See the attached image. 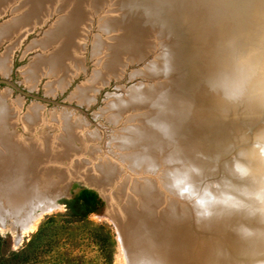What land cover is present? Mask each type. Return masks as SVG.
I'll return each instance as SVG.
<instances>
[{
	"label": "rangeland",
	"instance_id": "rangeland-1",
	"mask_svg": "<svg viewBox=\"0 0 264 264\" xmlns=\"http://www.w3.org/2000/svg\"><path fill=\"white\" fill-rule=\"evenodd\" d=\"M109 1L97 8L92 3H86V13L80 25L81 36L75 39L76 50L68 51L69 56L64 60L65 64L56 65L52 69L53 75L46 69V72L37 80H32L26 77V71L33 63L42 61L43 58L57 52L58 45L54 41L44 50L39 44L46 39V32L57 25L58 19L70 9H63L60 0H57L58 3L56 1L53 3L51 11L42 19L43 25L31 23L29 27L32 28L33 24L34 29L26 28L31 32L20 42L18 41L20 37L16 39L15 35L0 41V55L6 52L9 45L14 44L9 71L7 72L8 67L7 74L2 73L0 69V81H3V83L0 82V93L9 94L7 95L9 103L20 102L21 118L29 114L31 109L36 110L35 113H38L36 119L39 121L36 120L37 122L30 127H34L33 132L37 138L43 139L48 135H55L53 140L55 143H66L67 139L61 138V133L64 132L63 126L68 125L80 130L78 139L71 142L69 149L77 153L76 158L84 162L83 164L88 167L87 170H97L96 173H98L100 170L108 169L117 175V181L109 184L114 199V210L122 205L121 196L124 191L127 194L133 192L132 194L137 195L136 193H142L144 190H152L150 184L155 185V194L158 195V201L161 200V206L156 212L153 208L147 211L149 214L142 220L146 232L135 229L133 222L131 226L128 224L127 231L124 233L126 239H124L108 212L106 202L98 192L94 193L101 201V207L82 221H74L64 217L66 209L63 202L69 198L67 195L69 190L58 185L59 176L49 174L48 178L54 184L50 187L48 184L47 188L43 189V186L47 185L46 173H40L38 177H35L36 173L33 175L30 173L27 178L28 183L32 185V188L42 185L40 196L46 199V206L52 208L43 213L40 208L43 204L41 201L40 204L37 202L28 209L16 213L12 211L8 200L0 198L2 201L0 236L7 241L8 250H20L38 228L47 219L52 218L53 229L48 238L51 247L45 250L40 248L38 251V260L41 264H138L145 255L157 261L158 264H264V220L259 217H249L244 213L228 211L215 213L208 219H197L186 199L172 187L170 179V175L195 167L201 173L200 176L193 177L198 187L223 180H231L239 185L249 183L235 178L232 174V164L233 160L238 158V152L250 147L252 138L258 132L264 131V105L258 109L260 113L255 109L248 112L243 108L239 112L234 103L229 110L222 96L209 88L206 80L208 72L217 75L232 72L235 62L242 58L239 53L240 44L238 48L235 47L239 55L233 53L232 48L228 52L227 61L219 60L226 53L222 45L223 39L214 37L213 42L211 41L212 45L201 51L204 44H207L210 33L207 32L208 30L205 32L204 28L208 23H213L217 29H220L217 18H213L216 15L215 12L220 13L229 33L234 37L239 36L238 33L244 35V38L239 36L243 45V58H248L255 66V73L247 80L244 93L246 88L254 89L262 77L261 69H264V65L259 62V65L262 64V68H259L253 63L254 55L250 52L254 50L253 39L244 20L242 19L243 25L240 15L238 16L231 4H229V10L232 13H229L226 9H220L218 4L213 5L212 0H200V2L196 0L199 4L196 7L188 4L187 0H167L168 3L161 7L147 5L146 8H149L155 16L154 20L151 19L152 23L157 25L155 27L158 31L162 30L159 33L152 28V40H149V47L144 48L143 53L132 56L124 50L118 52L108 47L113 35H123L120 22L123 21L124 24V18L126 19V15L129 14L128 8L123 4L125 0H118L123 2L122 4L115 0L116 5L110 4ZM185 4L188 6L185 7ZM208 4L212 5L208 7ZM10 7L0 16V28H10L14 31L15 12L12 11L13 6ZM140 12L137 10L136 14L141 15ZM151 13L147 16L152 17ZM204 13L206 17L202 19ZM116 18L120 19V22H116ZM177 26L183 27L185 37L182 36V32L175 31ZM195 27L198 30H191ZM244 27L247 28V32L244 31ZM202 32H205V36L201 34ZM188 34L191 36L189 37ZM147 37L149 38L148 34ZM195 37L199 38L195 43L196 47H199L201 41L205 43L197 48L196 56L190 55V59L197 61L201 56V59L207 61L208 57H213L210 65L203 61L199 63L201 67L198 66L197 70L186 67L184 63L186 55L175 54L176 47H181L185 40L188 42L189 38H192L191 42L194 41ZM116 54L119 60L112 58ZM174 56L178 58L177 63L171 61L175 59ZM197 64L198 62L196 66ZM112 65L115 67L113 68ZM217 65L219 69L222 68L221 72L218 71ZM159 73L162 75L160 76ZM179 88L183 90L180 89V92ZM173 99H175V105L172 108L171 105L169 108L164 105L166 101L171 102ZM201 99L204 114L207 116L206 123L203 122L202 125L204 127L209 125L212 129L204 130L200 133L201 135H198L192 127L196 126L194 121L198 125L201 118L197 112V105L201 106ZM193 100L198 101L194 103ZM178 101L185 105L187 111L192 108L194 113H184L185 119L176 124L169 115L178 111L176 104ZM122 103L137 104L135 108L124 109L121 112L116 106ZM153 117L155 120L152 119ZM143 125H145L144 128ZM157 126L159 131L156 130ZM140 128H148V132L151 129L150 133L159 136L160 146L165 153H162L161 148L157 154L154 150L147 151L151 152L148 153L151 156L157 155V161L145 156V151H142L138 144L137 137L143 135ZM16 132L25 137L31 135L26 133L27 131L21 125L16 127ZM244 140L248 143L244 144ZM53 150L49 154L62 157L56 146ZM173 153L178 155L177 161L170 156ZM161 154L163 155L159 157ZM53 159L57 158L53 157ZM137 160L149 161L151 165L150 167L146 164L142 165L141 161L138 163L142 166L139 165L138 169H134L131 165ZM63 162L62 168L66 165L69 169L70 164H67L66 160ZM162 174L166 176L160 178ZM4 179V177L0 179V185L3 186L5 183L10 188L13 184L12 178H7L8 181L11 180V184ZM163 179L172 193L165 189ZM145 182H149V188L144 186ZM121 185L125 186L124 191L120 189ZM57 187L58 190L67 191L66 194L59 198L56 195ZM87 188L95 189L91 186ZM19 192L20 190H15L16 194ZM144 232L152 234L147 236Z\"/></svg>",
	"mask_w": 264,
	"mask_h": 264
},
{
	"label": "bare ground",
	"instance_id": "bare-ground-1",
	"mask_svg": "<svg viewBox=\"0 0 264 264\" xmlns=\"http://www.w3.org/2000/svg\"><path fill=\"white\" fill-rule=\"evenodd\" d=\"M55 1H56V3H58L57 0H0V16H2L4 11L8 7L13 6L12 11L15 12L14 18L16 19L15 24H14V27L15 26L16 27H15L14 31H11L10 28H8V29L7 28H0V41L15 35L16 39H17V37L18 38L20 37L18 39V41L20 42L21 39H23V37L25 35H27L28 33L31 32L30 31L31 29H34L33 27H35V26L33 24H39L38 26L43 25L42 19L44 17H46L48 15V13L51 11L52 5H54L53 3ZM106 1H109V0H60L61 7H63V9H67V8H70V9L67 11V13L64 16H61L58 19L57 25H54L53 27H51L46 32V36H45L46 39H43L39 44L40 48L44 50V49H47L49 47L48 45H50V43L52 41H54V42H56L55 44L58 45L57 52H54L53 55L50 54L49 57L43 58L42 61L40 60L39 62L33 63L32 66H30L27 69L26 77H30V78H32V80L33 79L37 80L40 76H42L46 72V69H47L49 74L53 75L54 71H52V69L56 65L59 66L61 64H65L64 60L69 56L68 51L69 50H76L75 46L77 45V43H76L75 39H79V36H81L82 27H80V25L82 24V21L84 19V15L86 13L85 12L86 11V9H85L86 3L87 2L92 3L97 8V7L102 6L103 3H105ZM114 1L115 0H111L109 2L111 4V3H114ZM187 1H188V4H190L191 6L195 5V7H196V5L197 6L199 5L196 2V0H187ZM198 1L200 2V0H198ZM115 2H119V1L116 0ZM119 3H121V2H119ZM166 3H168L167 0H125V3H123V4H125V6L128 8L127 12H129V14L127 13L128 15H126L127 16L126 19L124 18V21H125L124 24H123V21L120 22V19L116 18V22H120V26L122 29L121 31H122L123 35L122 34L120 36H114L113 35L110 38V41H109L110 45H108V47L111 49H115L118 52L120 50L121 51L124 50L125 52L131 53L132 56H134V55L136 56L140 52L143 53V51H145L144 48L146 49L149 47V44H150L149 40L151 39L152 28L155 29L154 31H158L157 27H155L157 25L153 24L151 21V19L152 20L155 19V16H153V14L149 11V8H146V7H147V5H151V6L157 5V6L161 7V6H164ZM201 3H204V2H201ZM212 3H213V5L218 4L220 9H223V10L226 9V10H228L229 13L231 12L229 10V4H231L234 11L238 14V16L240 15L239 17L241 18V20L242 19L244 20L245 25L248 28L249 33L251 34V37L253 39L254 50L250 51L251 54L254 55L253 63H255V65L257 67L262 68V64L264 65V6H263L264 0H212ZM114 5H116V3H114ZM210 5H212V4H208V7ZM173 6H175V5H173ZM184 6L187 7L188 5L185 4ZM129 7H131V8H129ZM118 9H119L118 11H120V8H118ZM7 10H9V9H7ZM137 10L141 11L140 12L141 15L136 14ZM149 13L152 14V17L147 16ZM178 13H180V12H178ZM62 14H64V13H62ZM214 14H216V15L213 18H215V17L217 18L218 23L220 24L219 25L220 29H217L213 25V23H208L207 26L204 25L206 27V28H204L205 32L207 30H208L207 31L208 33L210 32L208 37H207V41H206L207 44H204L205 42L203 43L201 41L199 47L198 46L196 47L195 43L199 39V38H197L199 36H197V37H195L194 41L191 42L190 39H192V38H189L188 42L185 40V42L181 45V47H178V48L176 47L177 50L175 51V54H178V55L183 54L184 56L185 55L187 56L184 63L186 64V67H189V69L190 68H193V69L196 68V70H197V68L201 67V64H199V63H202L203 61L206 62V64H209V65L211 64L210 62H211V60L213 61V59H212L213 57L212 58L206 57L208 59L206 61L205 59L204 60L201 59V56H200L199 60L197 59V61H196L194 59V61H193L192 59H190V55L196 56L198 54L196 52V50H197V48H200V46L202 44H204V47L201 49V51L206 50L207 47H210L212 45V42H213L212 40L214 39V37L223 39L222 45L225 47L226 53L221 58L219 57L220 58L219 60L227 61L228 55H229L228 52L231 51L232 48H233V53L235 52L238 54V51L235 50V47L238 48L237 46L239 44H240L239 47H241V50L239 51V53H241L240 55L242 58L244 56V53L242 52V46L243 45H242L241 38H240V37L244 38V35H242L241 33H238L240 37L238 35L236 37H234L231 33H229V29L227 28V26H225V22L222 19L220 13L215 12ZM121 15H123V14L121 13ZM145 15H146V17H145ZM112 16L115 17L116 15H112ZM124 16H122V17H124ZM229 16H230V14H229ZM205 17H206V14L204 13L202 19ZM119 18H121V17H119ZM243 20H242V23H243ZM201 21L203 22L204 20H201ZM31 23H33L32 28L29 27V25ZM243 25H244V23H243ZM27 27H29L28 29H30V28L31 29L28 31L26 29ZM246 27H244L245 32H247ZM161 30H159L158 32L160 33ZM191 30H198V29H197V27H195V28H192ZM175 31L182 32L181 33L182 36L185 37V32L183 33V27L182 26H177ZM205 32H202L201 34L203 36H205L204 35ZM147 34L149 35V38L147 37ZM243 34H244V32H243ZM158 35L161 36V34H158ZM188 36L190 37L191 35L188 34ZM13 38H15V37H13ZM209 39H210V42H209ZM215 46H217V45H215ZM13 47H14V44L9 45L8 48L6 49V52L3 55H0V69H2V73L6 72L7 67H8L7 72L9 71L10 56H11V50L13 49ZM208 55H210V53H208ZM206 56H207V54H206ZM118 57L119 56L116 54L112 58H114L115 60L116 59L119 60ZM217 57H216V59H217ZM174 58H175L174 60H171L172 63L173 62L177 63L178 58H176L175 56H174ZM168 61L170 62V60H168ZM168 61H165V62L168 63ZM196 62H198L197 66H196ZM259 62L262 64L259 65ZM194 63H195V65H194ZM170 64H171V62H170ZM181 66H184V65L181 64ZM112 67L114 68L115 66L112 65ZM217 67H218L217 69H219V65H217ZM220 67H222V65ZM185 69H187V68H185ZM215 69H216V67H215ZM60 71H63V69H60ZM218 71L221 72L222 68H220ZM7 72H6V74H7ZM161 73H162V71H161ZM161 73H159L160 76L163 74V73L162 74ZM153 74H155V73H153ZM208 74H209V72H208ZM208 74H207L206 80H207L208 85H209V82L212 79H214L215 77H217L218 75L216 73H214V74L211 73L209 75ZM150 75H152V73ZM165 75H163V76H165ZM184 79H183V81H185ZM194 84H195V82H194ZM180 85H181V83H180ZM180 85H177V86H180ZM201 85H202V83H201ZM206 85H207V83H206ZM166 86L167 85H165V87ZM193 86H195V85H193ZM191 87H192V85H191ZM180 89L181 88H179L178 91ZM181 90H183V89H181ZM181 90H180V92H181ZM185 90H186V88H185ZM189 91H190V89H189ZM195 93H198V92H195ZM7 95H9V94H7L5 92L0 93V179H2L4 177L5 182H7L8 181L7 178L11 177L12 182H13V184H12L13 186L11 185L9 188L8 185L6 186L5 183H3V186L0 185V198L3 197L4 199L9 201V205L12 208L13 212L20 213L22 210L28 209L31 205L36 204L37 202L40 204L41 201H43V204L41 203L42 205L40 208L42 209L43 213L51 210L52 207L49 208L45 204L46 199L43 198L42 196H40V194H41L40 191H42V188H41L42 185H38L37 187L32 188V185H30L28 183V180H27V178L30 176V173H32V175H33V173H36L35 177H38L40 173L45 172L46 178H47V180H46L47 185H46V187L43 186V189H46L48 184H49V187L54 184V182H51L49 180V178H48L49 174L50 175H52V174L58 175L59 179H60L58 185L64 187L65 190H66L67 186L70 183H72L73 180H75V179H76V181L82 182L84 185H86V187L87 186L94 187L95 189H93V190L97 191L99 193V195L102 197V199L106 202L108 212L110 213V216H111L113 222L115 223L116 228L120 232L122 238L126 239V237H124V233H125V231H127L126 228H128L127 227L128 224H129V226H131L133 222H134L133 225L135 224L133 226V227H135V229H137L139 231H145V232L147 231V230H145L144 223L142 221L145 218V216L149 214L147 211L151 210L150 208H153V210H155V212H156L159 210V208L161 206V200L158 201V195L155 194L156 187L154 184H150L152 190H146V191L144 190L142 193H136L137 195L132 194L133 192L130 194L129 193L127 194L123 190L125 186H122V185L119 186L120 189H122V191H124V193H126V194L123 193V196H121V199H122L121 204L122 205H120V207L117 210H114V208H115L114 199L112 196L113 194L111 193V190L109 188V184L117 181V175L115 173L111 172V170L108 171V169L105 171L100 170L98 173H96L97 170L96 171H94L93 169L87 170L88 167H86V165L83 164L84 162H81L79 159L76 158L77 153L73 152L69 149L71 147L70 146L71 142L74 139H78L79 134H80L79 133L80 130L72 128L68 125L63 126L64 132L61 133L62 134L61 138L63 140L67 139L66 143L65 142H62L60 144L55 143V141H53L55 135H51V136L48 135V136L44 137L43 139L37 138L36 137L37 135L35 136V134L33 132L34 127H30V125L39 121V119H36V118H38L37 117L38 113H35L36 110L31 109V112H28L29 114H26L21 118V116L19 114L20 113L19 109L21 106V104H19L20 102H18V103L16 102L17 103L16 104L15 102L11 101L12 104L9 103V99H8L9 96H7ZM215 96H214V98H216ZM174 100L175 99L171 100V102L164 100V101H166L164 105L168 106V108L171 105V108H172V106L175 105ZM197 101L198 100H193L194 103H196ZM200 102H201V106L197 105V107H198L197 112L200 114L201 118H200L199 124L197 125V122L194 121V126L195 125L196 126L192 127V129L194 128V130H195L194 132H196L198 135H201L200 133H202L204 130L209 131V129H212L211 127H209V125H205V127L202 125L203 122L206 123L207 116H206V114H204V111H203L204 110L202 107L203 100L201 99ZM214 102H215V100H214ZM137 103H139V102H137ZM137 103H130V104L122 103L120 105L118 104L116 106V108L122 112L124 109L135 108V106H136L135 104H137ZM233 103L236 104L235 105L236 110H238L239 112L241 111V108L245 109L248 112H250L249 110H251V109H255L258 112V109L264 105V99L254 95L253 89L251 87H249V88H246V92L243 94L241 99H239L236 102H227L229 110L232 107ZM176 104H177V109H178V111L177 110L175 111L176 113L174 112V114H171L168 111L169 114H171L169 116L172 117V119L176 122V124L180 123V121L185 119L184 113H187V112H188V114L194 113L192 108L187 111L185 108V105H183L182 102L178 101V103H176ZM181 104H182V106H181ZM187 105H186V107H187ZM223 107H225V106H223ZM223 107H219V108H223ZM223 109H225V108H223ZM159 112H161V111H159ZM234 112L236 113L235 110H234ZM260 112L261 111H259L258 113H260ZM216 113H217V111H216ZM219 115L222 116L220 113H219ZM225 117L226 116H224V119H226ZM152 119H154V117ZM224 119L222 118V120H224ZM154 120H153V122H154ZM194 120H195V118H194ZM145 123H147V122H145ZM151 124H153V123H151ZM19 125H21V127L25 131H27L26 133H30L31 135L30 136L26 135L28 137H25V136H21L20 133H17L16 127ZM145 125H143V128L145 127ZM181 125H180V127H181ZM49 126H50V124H49ZM35 128H37V127H35ZM143 128H140L141 129L140 131H142L143 135L137 137V139H138L137 141L139 142L138 144L142 148V151H145V153H146V154L144 153L145 156L151 157V159H153V160L156 159V161H157V155H156V157L151 156V155H149L151 152L149 153L147 151L154 150V153L157 154V152L159 153L160 150H163L162 147L160 146V143H159L160 142V140L158 138L159 136H155L154 134L150 133L151 129L148 132V130H149L148 128L147 129H143ZM158 129H159V126H157L156 130L159 131ZM181 129H180V131H181ZM225 129H227V128H225ZM67 132L68 133L70 132L71 134H68ZM32 133L34 135H32ZM204 135H202V136H204ZM216 136H217V134H216ZM218 136H220V135H218ZM175 137H178V136L175 135ZM166 138H167V136L165 137V139ZM217 141H219V140H217ZM161 144H162V142H161ZM54 146H56V148L60 150V151L59 150L58 151L62 154V157L61 156L58 157V156H54L52 154H49L50 152L54 151L53 150ZM198 147H200V146H198ZM55 153H56V151H55ZM162 153H165L164 150ZM162 155L163 154H161L159 157H161ZM170 156L173 157L172 159L174 161L175 160L177 161V158H178L177 154L173 153ZM53 157H55L57 159H53ZM135 159L136 158L134 157V161H135ZM151 159L148 158L149 161H151ZM63 160H66L67 164H70L69 169H67L68 167H66V165H65V168H62L63 163H64ZM167 160H169V159H167ZM141 161L137 160L136 163L132 162L133 164L131 166L134 169H138L139 165L142 166L144 164H146V165H148V167H150L151 164L149 163V161L148 162L142 161V165L138 163ZM156 161H155V163H156ZM150 170L152 171L151 168H150ZM165 176H166L165 174H162V175H160V178L161 177L164 178ZM171 176L172 175H170V177ZM163 182H164L163 185H164L165 189L170 191L171 189L168 187V185L166 186L164 179H163ZM7 183L11 184V180H9ZM145 184L146 185H144V186H146V188L147 187L149 188V182H145ZM58 187L56 188L57 189L56 191L58 192L56 195L59 196V198H60V196L65 194V190H61V189L58 190ZM15 190L16 191L20 190L19 194H16ZM125 195H126V197H125ZM128 196L130 197L129 199H128ZM1 202L2 201L0 200V216L2 214L1 213L2 212ZM145 234L147 236H151L152 233L147 232ZM145 257H147V255H145Z\"/></svg>",
	"mask_w": 264,
	"mask_h": 264
},
{
	"label": "clouds",
	"instance_id": "clouds-1",
	"mask_svg": "<svg viewBox=\"0 0 264 264\" xmlns=\"http://www.w3.org/2000/svg\"><path fill=\"white\" fill-rule=\"evenodd\" d=\"M255 73V66L248 58H239L232 72H224L209 82L210 90L218 92L227 102L242 98L248 79ZM262 77L255 85L254 95L264 99V69ZM244 144L248 141L244 140ZM233 160L232 174L247 185H239L231 180L216 181L198 187L193 181L200 176V170L191 167L173 174L172 187L185 198L197 219H208L215 213L228 211L244 213L249 217L264 220V131L258 132L251 146L241 149ZM138 264H158L150 257H142Z\"/></svg>",
	"mask_w": 264,
	"mask_h": 264
},
{
	"label": "trees",
	"instance_id": "trees-1",
	"mask_svg": "<svg viewBox=\"0 0 264 264\" xmlns=\"http://www.w3.org/2000/svg\"><path fill=\"white\" fill-rule=\"evenodd\" d=\"M101 204L94 192L82 190L73 197L64 200L63 205L66 209L64 217L74 221H82L89 214L97 211ZM53 223L52 218L47 219L18 251H9L7 241L0 236V264H41L38 260V251L40 248L45 250L51 247L48 238L53 229Z\"/></svg>",
	"mask_w": 264,
	"mask_h": 264
},
{
	"label": "water",
	"instance_id": "water-1",
	"mask_svg": "<svg viewBox=\"0 0 264 264\" xmlns=\"http://www.w3.org/2000/svg\"><path fill=\"white\" fill-rule=\"evenodd\" d=\"M264 6V4H263ZM1 83H3V81H0ZM69 190L67 195H69V198L73 197L74 195L78 194L80 191L82 190H91L93 192H95V190H92V188H87L86 185H84L82 182L80 181H75V182H72L70 183L66 190ZM67 191H65V194H66ZM97 192V191H96ZM101 197V196H100ZM68 198V199H69Z\"/></svg>",
	"mask_w": 264,
	"mask_h": 264
}]
</instances>
